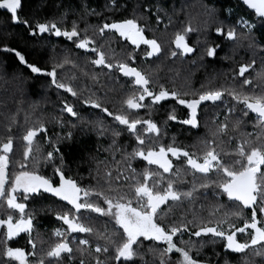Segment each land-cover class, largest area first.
<instances>
[{"label": "trees", "instance_id": "trees-1", "mask_svg": "<svg viewBox=\"0 0 264 264\" xmlns=\"http://www.w3.org/2000/svg\"><path fill=\"white\" fill-rule=\"evenodd\" d=\"M22 10H18L20 20L24 23L12 22L10 14L0 9V146L8 139L12 140V150L9 157L6 179L10 182L13 171H20V163H24L29 170H34L53 182L59 184L56 170L60 169L66 178L74 180L78 186L88 189L91 195L90 202L107 211L108 205L103 195L113 196L127 194L135 206L134 184L131 180L132 170L142 173L144 168L162 173L163 179L160 189L167 187V181H173L174 189L188 191L197 184L193 199L182 198L180 202L168 201L158 209L157 222L162 226L180 225L194 218L197 222L211 221L209 226H220L231 233L235 228L244 226L245 221L251 222L252 210L243 209V217L229 216L227 222L217 225L218 220L225 218V214L233 210V202L228 201L225 195H216L218 188L210 186L207 189L199 188L203 174L195 173L187 164L185 157L168 159L173 167L169 173H163L155 165H148L139 157L127 160L134 148L152 146L159 150V146L169 144L188 151L201 163L206 151V142L211 141L212 147L219 153L222 163L239 167L234 161L237 143L245 137L252 143H259L262 129L256 124V118L249 112L242 118V123L233 130L232 125L240 118L242 104L232 100L226 92L222 101L215 103L205 101L197 109L198 127L193 129L179 123V120L188 118V110L169 99L152 104L151 97H145V107L135 110L127 109L124 100L133 94L137 86L132 80L120 73L117 65L124 63L130 68H136L149 80L148 87L157 93L161 87L171 92L182 94V98H198V95L208 90L236 88L244 92L254 91L260 94L264 91V83L255 79L256 73L264 68V22L247 11L238 0H21ZM124 19H135L144 29L146 39H155L161 46V51L153 56H147L148 46L139 47L126 40L113 37L109 30L103 34L99 29L106 23L120 22ZM162 20V22H161ZM37 23H55L61 31L71 30L73 24L79 31V38L86 35L92 43L88 49L96 48L103 52L106 63L112 64V69L96 68L92 60L96 59V52L79 49L73 41L63 36L55 39L51 33L40 35L36 30ZM253 27L249 30L246 25ZM185 28L193 31L184 32ZM221 29L217 35L216 29ZM234 30L235 38L227 39V32ZM255 38L256 47L250 49L248 40L244 39L246 32ZM35 32V35H30ZM177 33L185 36V42L193 47V53L185 56H171L172 51L179 50L173 43ZM216 49L214 57L206 55V49ZM5 48L15 51H5ZM19 52L25 57L27 64L35 65L43 71H51L57 63L65 58L70 62L57 68L58 82L65 83L73 88L76 95L58 89L51 83V78L36 75L30 72L26 64H21L15 55ZM252 66L243 76L239 74L241 66ZM251 81L243 85V80ZM184 93H189L183 96ZM97 100L100 108H93L85 101ZM69 105L77 113L70 117L64 111ZM151 105V107H148ZM106 108L108 112L101 109ZM229 109H233L229 111ZM111 113L112 115H109ZM124 113L129 121L134 119L151 120L160 129L158 143H151L152 133L142 131L146 125L138 124L136 131L146 138V145L137 144L136 136L119 125L114 120L116 114ZM175 115L176 120H169L168 116ZM226 125V134L217 133L218 126ZM43 125L45 131L37 132L33 137L29 159L25 161L23 153L27 147L23 136L30 128ZM119 132V135H114ZM217 133V135H213ZM231 137V140H229ZM53 153L52 159H47L48 153ZM2 154V153H0ZM36 161L34 163L33 161ZM131 163V168L128 164ZM177 170H179L177 172ZM264 171V168L263 170ZM215 179V173L208 174ZM141 182L142 175L139 176ZM159 177H150L151 185ZM7 186V185H6ZM101 193L102 195H97ZM17 202L26 204V212L31 211L34 216L31 238L36 244L33 249L28 243V235L20 233L17 237L7 241L8 247H19L29 262L43 260L49 264L52 258L46 252L59 239L53 232L62 227L63 221L57 220V214L71 209L63 201L44 193L29 200H22V193L16 194ZM83 202V200L81 201ZM75 212V209L71 210ZM12 213L14 219L19 216L14 210L8 209L6 202L0 199V219H6ZM258 227L264 224V217L256 207ZM71 215V213H70ZM77 219L93 229V233H81L79 239H87L88 245L82 246L66 237L73 249L72 258L62 254L60 264H160L157 253L149 251V246L156 249L166 247L163 243L144 241L138 249L139 255L131 261H116L114 247L109 246V253H96L95 248H103L106 241L98 238L97 234L111 235L113 232L122 233L110 216L91 212L88 209L76 213ZM231 225V227L229 226ZM188 231L178 233L173 237L177 247H186L181 241H199L206 243L203 247L193 248L190 255L200 264H264V255H255L246 249L245 253L234 254L226 252L223 241L209 234L197 238L190 236L194 232L191 224ZM5 229L0 227V251L3 249ZM252 230L245 233H236L238 242L250 240ZM142 239V238H141ZM135 247V246H134ZM257 249L260 245L255 246ZM77 248H86L85 254L76 251ZM34 253V255H29ZM0 260L7 257L0 256ZM167 264H178L179 253L173 251L165 256Z\"/></svg>", "mask_w": 264, "mask_h": 264}, {"label": "snow or ice", "instance_id": "snow-or-ice-1", "mask_svg": "<svg viewBox=\"0 0 264 264\" xmlns=\"http://www.w3.org/2000/svg\"><path fill=\"white\" fill-rule=\"evenodd\" d=\"M243 3L250 9H254L258 17L264 18V0H243ZM22 7L21 0H0V9H4L10 14L12 22L24 23L25 26H27L28 22L26 20H20L19 17L18 10H22ZM261 22H264V20ZM246 27L250 30L253 26L247 24ZM36 30H38L39 33L49 32L56 37L63 36L69 41H73V38L76 37L78 42H73L77 48L96 52L97 58L92 60V64L103 66L110 70L113 67L111 63H106L103 52L97 51L96 48L88 49V45L92 43V41L86 35L83 39H80L79 31L75 24H73L70 31H61L55 23H37ZM105 30L114 31L121 38L127 39L137 47H139L141 43L147 45L149 50H147L146 54L149 57L161 51V46L155 39L145 38L143 34L144 29L138 25L135 19H124L120 22H113L110 24L106 23L99 29V32L103 34ZM190 31H193V29H184L185 33ZM216 33L220 35L221 29L217 28ZM29 34L35 35L36 33L30 32ZM226 35L229 41L235 38L234 30H229ZM244 39L248 40V47L250 49H255L256 41L250 31L246 32ZM173 43L175 44V48L179 50V53L177 51L171 52V56L173 57L178 55H189L194 51L193 47H190L185 42V36L182 33L176 34ZM4 50L15 51L9 48H5ZM215 51L216 49L208 47L206 49L207 57L213 58ZM15 55L21 64H26L32 74L50 77L51 83L56 88L64 89L73 96L76 95L72 87L65 83L58 82L57 80L56 69L63 67V64L69 63L70 61L67 58H65L62 63L55 64L51 71L45 72L35 65L27 64L25 57L19 52H15ZM251 66V64L241 66L239 74L243 76ZM117 67L123 76L134 77L133 83L137 86L134 93L124 100L127 109L135 110L145 107L141 102L144 101L146 96L152 98V104H158L171 97L177 104L183 105L188 110V118L179 120L178 122L195 129L198 127V107L205 101L213 103L222 101L226 92L231 96L232 100L243 105L240 118H237L236 122L232 125L233 130L242 123V118L247 117L249 112L255 114L256 124L254 127L258 125L260 129L264 130V91H261L260 94H256L254 91L246 93L236 88L216 89L202 92L198 95V98L193 97L191 99H185L182 98L181 93L176 91L169 92L161 87L160 90L154 94L148 87V78L142 75L140 71H137L136 68H130L124 63H119ZM255 79L264 83V68L256 73ZM242 83L243 85H249L251 81L245 78ZM187 95H189V93L183 94V96ZM85 103L90 104L93 108L101 107L97 100L89 99L85 101ZM148 107H151V105H148ZM101 110L108 112L106 108H102ZM232 110L233 109H229V111ZM64 111L70 116H77V113L69 105H65ZM108 114L112 115L111 113ZM168 119L176 120V117L170 114ZM114 120L117 121L119 125L126 126L127 130L136 136L138 145H146V138L136 131L138 124L146 125V127L142 129L144 133L154 134V137L149 138L151 143H158L160 129L157 127L156 123H153L151 120L141 121L140 119H134L130 122L127 115L124 113L116 114ZM39 131H45L42 124L37 128H30L26 135L23 136L27 144L23 153L25 161L29 159V152L33 145V137H35ZM217 133L226 134V125L224 123L218 126ZM217 133H213V135H217ZM114 135H119V132H114ZM261 136H264V131H262ZM229 140H231V137H229ZM258 140H260V142L254 144L245 137L237 143L235 155L238 158L234 161V164L239 165V167H233L222 163L219 153L211 146V141L206 142L207 147L204 153L203 163L197 162V159L188 151H184L171 144L167 147L162 145L159 146L158 151L154 150L152 146L134 148L133 152L126 157L129 161L139 157L143 161H146L148 165H155L159 169H162L163 173H169L173 167L172 163L167 158L169 153H171L173 157L180 158L182 156L187 158L186 164L194 170L195 173L203 174L202 182L198 185L199 188L207 189L210 186H214L220 190L215 193L216 195H225L228 201L233 202V210L226 213L224 219L218 220L216 222L217 225L227 222L229 216L243 217V209H252L251 222L249 223L246 220L243 227L235 228L231 233H228L220 226H209L211 221L205 222L201 220L197 222L195 218L186 223L181 222L180 225H170L167 227L158 223V209H160V206L168 201H172L173 203L180 202L182 198L188 200L193 199V193L197 190V184L194 182L193 187L188 191H180L174 189L173 181L169 179L167 181V187L161 190L160 183L163 179L162 173L151 171L148 168H144L142 173H137L135 169L132 170L131 180L135 181V206H133L132 199L129 198L127 194H117L113 196L103 195L104 202L108 205L107 211L86 199L91 195V192L88 189H83L78 186L74 180L66 178L60 169H57L55 173L59 176V184L54 186L53 182L48 178L38 174L34 170H29L24 163H20L21 170L18 172L13 171L12 178L9 182L6 179V169L9 164V157L7 154L12 150L13 144L12 140L8 139L6 143L0 146V153H2L0 154V199L6 202L8 209L14 210L19 216L14 219L13 214L9 213L6 219H0V227L5 229L3 232L5 240L3 249L0 251V256L7 257V260H0V264H44L43 260L29 262L26 259L25 252L21 248L7 246L8 240L17 237L20 233H25L29 237L28 243L32 245L33 249L36 248V244L31 238L34 227V216L31 211L26 212V204L24 202H17L18 196L16 194L18 193L23 194L22 200L24 201L29 200L30 196L34 198L35 196L48 193L52 197H56L59 201L66 202V205H70L71 209L63 211L62 214H57L56 216L57 220H62L63 224L67 225L68 233H93L91 227L86 226L77 219L76 213L80 212L81 209H88L91 212L112 217L118 229H122V233L113 232L111 235L97 234L98 238L104 239L106 243L103 248L97 246L95 252L109 253V246H112L114 247V257L110 256V258H114L116 261H120L121 258H123L125 262L131 261L134 256L139 255L138 249L143 246L144 241H153L166 245V247L162 249H156L153 245L149 246V251L159 255L160 264H167L165 256L173 251L180 255L178 264H200L190 253L193 248H197V254H199V248L203 247L206 241L202 239L199 241H181L186 247H177L173 242V237L177 236L178 233L182 234L188 231V224L196 228L194 232L190 233V236L201 238L211 234L212 237L219 238L224 242L223 248L226 252L241 254L245 253V250L248 249L253 251L255 255H264V224L258 227L256 213V207H258L259 212L264 215V171H261V166L264 165V139L258 137ZM52 158L53 153L49 152L47 159L50 160ZM33 162L36 163L35 160ZM128 167L131 168V163L128 164ZM178 171L179 170H177V172ZM210 172L215 173V179H210L208 177ZM140 175L143 177L142 182L139 179ZM150 177H159V179H155L150 185ZM97 195L102 194L97 193ZM82 200L83 202H81ZM72 209H75V212H72ZM229 226L231 227V225ZM246 229L252 230L250 240H246L243 243L238 242L236 233H245ZM53 234L63 238L50 247L46 252V256L52 258L49 264H60L62 254H68V258H72L73 249L70 247V243L63 231L57 229ZM88 243L87 239L79 240V244L82 246H87ZM257 245H260L259 249L255 247ZM76 251L83 256L86 248H77ZM29 255H34V253H29ZM81 264H84L83 260H81ZM97 264H102V261L97 260ZM225 264H227V261H225ZM245 264H247V261H245Z\"/></svg>", "mask_w": 264, "mask_h": 264}, {"label": "flooded vegetation", "instance_id": "flooded-vegetation-1", "mask_svg": "<svg viewBox=\"0 0 264 264\" xmlns=\"http://www.w3.org/2000/svg\"><path fill=\"white\" fill-rule=\"evenodd\" d=\"M109 33L113 36V37H115V38H120V39H122V40H126L128 43H131L130 41H128L127 39H125V38H121L117 33H115L114 31H109ZM128 79L129 80H132V81H134V77H128ZM254 114V113H253ZM254 116H255V114H254ZM221 159V158H220ZM201 163H203V160L201 161ZM263 168H264V165H262L261 166V171L263 170ZM227 198V197H226ZM65 204H66V202H64ZM248 210H252V209H248ZM80 211H84V209H82V210H80ZM262 215V214H261ZM262 217H264V215H262ZM63 226L62 227H60V228H58L59 230H62L65 234H66V237H70L71 239H72V241L73 242H79V234H81V233H68V231H67V225H64V224H62ZM57 230V229H56ZM55 230V231H56ZM54 231V232H55ZM53 232V233H54ZM57 239V238H56Z\"/></svg>", "mask_w": 264, "mask_h": 264}, {"label": "water", "instance_id": "water-1", "mask_svg": "<svg viewBox=\"0 0 264 264\" xmlns=\"http://www.w3.org/2000/svg\"><path fill=\"white\" fill-rule=\"evenodd\" d=\"M243 6H244V8L247 10V11H249V12H251V13H253L254 15H255V17L256 18H258V19H261V20H264V18H261V17H258L257 15H256V13H255V10L254 9H250L246 4H244L243 3V0H238ZM48 32H45V33H39L40 35H43V34H47ZM55 39H58L59 37H56V36H54V35H52ZM97 58V57H96ZM96 66V68H100V67H103V66H97V65H95ZM67 113V112H66ZM68 114V113H67ZM69 115V114H68ZM70 116V115H69ZM70 117H73V116H70ZM194 171V170H193ZM82 210V209H81Z\"/></svg>", "mask_w": 264, "mask_h": 264}, {"label": "rangeland", "instance_id": "rangeland-1", "mask_svg": "<svg viewBox=\"0 0 264 264\" xmlns=\"http://www.w3.org/2000/svg\"><path fill=\"white\" fill-rule=\"evenodd\" d=\"M1 10H4V9H1ZM161 22H162V20H161ZM46 194H48V193H46ZM62 231V230H61ZM53 236L55 237V238H57V239H62L63 237H58V236H55L54 234H53Z\"/></svg>", "mask_w": 264, "mask_h": 264}]
</instances>
